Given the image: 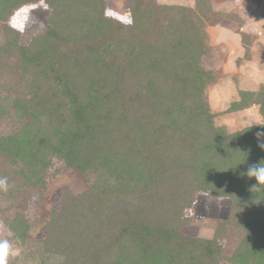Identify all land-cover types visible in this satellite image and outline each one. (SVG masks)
Instances as JSON below:
<instances>
[{
  "label": "trees",
  "instance_id": "trees-1",
  "mask_svg": "<svg viewBox=\"0 0 264 264\" xmlns=\"http://www.w3.org/2000/svg\"><path fill=\"white\" fill-rule=\"evenodd\" d=\"M30 1L0 0V20ZM47 1V29L22 45L7 24L0 52L22 57L49 116L23 104L24 136L0 139V157L17 156L43 184L56 153L89 185H66L41 225L11 227L32 239L36 264H220L230 229L245 232L231 260L264 264V182L248 175L264 165V122L233 133L213 123L204 95L216 74L203 64L210 0H127L129 23L107 17L103 0ZM254 106L264 121V82L228 109ZM198 193L233 201L212 238L186 232Z\"/></svg>",
  "mask_w": 264,
  "mask_h": 264
},
{
  "label": "rangeland",
  "instance_id": "rangeland-1",
  "mask_svg": "<svg viewBox=\"0 0 264 264\" xmlns=\"http://www.w3.org/2000/svg\"><path fill=\"white\" fill-rule=\"evenodd\" d=\"M157 1L194 3L193 0ZM209 3L206 27L210 36V51L203 64L216 74V78L206 87L204 98L215 114L213 123L227 133L260 125L264 121L258 107L236 111H229L228 107L238 99L240 89L255 91L264 82V0H210ZM103 8L107 17L123 23L131 22L127 0H103ZM217 11L233 13L236 17L241 15L243 22L240 24L221 18L214 14ZM49 13L47 0H31L26 6L12 8L8 18L0 20V46L6 43L7 24L20 32L18 44L24 45L47 29ZM239 29L249 33L248 44H243ZM24 63L21 56L0 52V139L14 136L16 140L24 136L21 129L31 116L22 112L25 108L23 104H31V107L40 104V121L49 116V103L34 98V88L30 84L33 77ZM12 157H0V242L7 241L9 244L5 264H36L31 256L32 239L21 238L11 227L15 226L18 230L23 222L41 225L49 219L52 209L60 207L66 185H70L74 192H82L89 184L81 170L63 164L56 153L50 155L52 163L42 180L43 184L34 183L33 178L28 180V172L21 171L24 167L22 161L17 156ZM232 202L231 198L198 193L193 209L189 211L192 224L186 232L212 238L219 221L228 218ZM244 235L242 230L230 229L219 238L226 255L220 264H236L231 257Z\"/></svg>",
  "mask_w": 264,
  "mask_h": 264
},
{
  "label": "clouds",
  "instance_id": "clouds-1",
  "mask_svg": "<svg viewBox=\"0 0 264 264\" xmlns=\"http://www.w3.org/2000/svg\"><path fill=\"white\" fill-rule=\"evenodd\" d=\"M248 175L251 177H255L259 182H264V165H253L249 171ZM9 244L7 241L0 242V264H5V257L8 254Z\"/></svg>",
  "mask_w": 264,
  "mask_h": 264
},
{
  "label": "crops",
  "instance_id": "crops-1",
  "mask_svg": "<svg viewBox=\"0 0 264 264\" xmlns=\"http://www.w3.org/2000/svg\"><path fill=\"white\" fill-rule=\"evenodd\" d=\"M241 90H244V89H240L239 91H238V95H239V92L241 91ZM230 105V104H229ZM255 107V106H254Z\"/></svg>",
  "mask_w": 264,
  "mask_h": 264
}]
</instances>
